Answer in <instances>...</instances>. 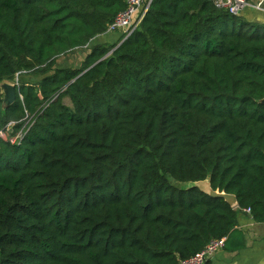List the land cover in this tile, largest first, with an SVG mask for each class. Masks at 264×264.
Listing matches in <instances>:
<instances>
[{"label": "trees", "instance_id": "1", "mask_svg": "<svg viewBox=\"0 0 264 264\" xmlns=\"http://www.w3.org/2000/svg\"><path fill=\"white\" fill-rule=\"evenodd\" d=\"M124 8L0 0V84L19 74L0 130L33 118L0 138V264H180L244 209L264 224V25L153 0L117 48L91 44ZM81 49L79 68L57 66ZM170 180H209L236 207Z\"/></svg>", "mask_w": 264, "mask_h": 264}, {"label": "built area", "instance_id": "2", "mask_svg": "<svg viewBox=\"0 0 264 264\" xmlns=\"http://www.w3.org/2000/svg\"><path fill=\"white\" fill-rule=\"evenodd\" d=\"M152 1L153 0H125V8L115 16L113 21L108 25L105 33H117L122 38L117 45L121 44L139 27ZM211 1L216 8L228 10L230 14L235 16L239 15L245 7L249 6L245 0ZM18 75L19 74H16L14 78V86L18 85ZM32 119L31 117L27 118L21 129L13 136H11V134L14 124H7L0 130V138L8 140L11 143H18L33 125ZM242 212L244 214H249L250 209H244ZM226 240V237L211 240L202 251L180 262V264H204L214 254L225 248Z\"/></svg>", "mask_w": 264, "mask_h": 264}, {"label": "crops", "instance_id": "3", "mask_svg": "<svg viewBox=\"0 0 264 264\" xmlns=\"http://www.w3.org/2000/svg\"><path fill=\"white\" fill-rule=\"evenodd\" d=\"M249 5L239 14L247 23L264 25V0H245ZM97 36L91 44H113L115 40L100 42ZM87 50V49H86ZM213 264H264V224L254 223L248 214L237 217V225L225 248L210 258Z\"/></svg>", "mask_w": 264, "mask_h": 264}, {"label": "rangeland", "instance_id": "4", "mask_svg": "<svg viewBox=\"0 0 264 264\" xmlns=\"http://www.w3.org/2000/svg\"><path fill=\"white\" fill-rule=\"evenodd\" d=\"M99 40H101L100 42H103V41H111V40H117V33H105L102 35V37L99 38ZM116 42V41H115ZM94 44V43H93ZM86 55V50L84 49H81V50H77V51H74V52H71L69 54H66L62 57H59L57 60H56V64L57 66H60L61 68H79L82 61L84 60V57ZM40 77H37V76H34V75H30V76H25L23 78H21L20 80L21 81H24L26 83H35L37 81H39ZM5 84H9V85H13L14 86V81L12 83H1L0 84V94L2 95V98L3 100H8L6 95H5ZM64 104L65 105H69V100L67 98L64 99ZM170 182L178 187V188H186L188 186H190L191 184L190 183H179V182H176L174 180H170Z\"/></svg>", "mask_w": 264, "mask_h": 264}, {"label": "water", "instance_id": "5", "mask_svg": "<svg viewBox=\"0 0 264 264\" xmlns=\"http://www.w3.org/2000/svg\"><path fill=\"white\" fill-rule=\"evenodd\" d=\"M119 45H117L116 48ZM5 95H6L8 100H6V102H5V100H3V104H4V106H9L15 100V90H14L13 85L5 84ZM260 103L264 105V99ZM188 188H197L201 192H203V193H205L211 197L222 198L230 206L236 207V198L233 195H228V194H224V193H219L218 191H213L211 186H210L209 180H205L202 182H197V183L191 184L190 186L186 187L185 189H188Z\"/></svg>", "mask_w": 264, "mask_h": 264}]
</instances>
